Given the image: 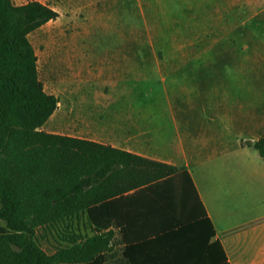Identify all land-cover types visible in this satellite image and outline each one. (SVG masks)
Here are the masks:
<instances>
[{
    "label": "trees",
    "instance_id": "1",
    "mask_svg": "<svg viewBox=\"0 0 264 264\" xmlns=\"http://www.w3.org/2000/svg\"><path fill=\"white\" fill-rule=\"evenodd\" d=\"M59 16L39 0H0V216L11 230L0 233V264H109L117 233L129 264H225L221 251H200L214 230L186 169L43 129L60 100L45 90L29 35ZM249 144L264 158V136ZM81 215L94 234L67 235L72 247L55 255L28 238L37 224Z\"/></svg>",
    "mask_w": 264,
    "mask_h": 264
},
{
    "label": "crops",
    "instance_id": "2",
    "mask_svg": "<svg viewBox=\"0 0 264 264\" xmlns=\"http://www.w3.org/2000/svg\"><path fill=\"white\" fill-rule=\"evenodd\" d=\"M212 5L206 11L216 8ZM222 40L199 39V52L171 59L180 63L174 69L166 64L170 57L147 58L145 75L136 77L131 86L120 85L114 103L94 90L81 93L88 102L73 109H83L89 130L47 132L111 145L186 169L214 230L200 250L202 255L217 250L225 264H264V158L249 144L264 136V89L233 81L232 73L222 74L219 63L226 52L220 47ZM245 52L243 48L235 55L240 63L246 62ZM117 77L120 83L125 80L122 73ZM130 93L135 98L125 103L123 96ZM110 110H115L114 121L100 112ZM80 119L74 113L68 123L76 128ZM53 121L57 126L62 122L60 116Z\"/></svg>",
    "mask_w": 264,
    "mask_h": 264
},
{
    "label": "rangeland",
    "instance_id": "3",
    "mask_svg": "<svg viewBox=\"0 0 264 264\" xmlns=\"http://www.w3.org/2000/svg\"><path fill=\"white\" fill-rule=\"evenodd\" d=\"M29 1L32 0H14L18 5ZM39 1L60 13L57 19L29 35L45 90L60 100L56 115L43 126L45 131L69 134L89 130L82 118L83 109H73L79 103L81 108L88 102L81 99V93L94 90L114 103L119 99L116 91L121 90L120 85L131 86L136 77L145 75L149 62L144 60L151 56L159 60L170 57L166 64L174 69L180 63L170 62L171 59L199 52V39H223L220 47L226 52L219 63L222 74L232 73L233 81L244 80L264 89V0H254L255 3L244 0H228V3L225 0ZM212 4L216 8L206 11L214 7ZM243 48L247 51L246 62L240 63V57L235 55ZM121 73L125 79L122 83L117 77ZM133 97L131 93L124 94L123 100L131 103ZM100 112L103 118L108 114L109 121L115 120V110ZM74 113L81 116L76 128L72 121L68 123ZM58 116L62 121L59 126L53 121ZM155 186L139 190L136 197L129 196L130 204L150 198ZM10 231L7 221L0 216V233ZM93 234L88 217L81 215L69 222L68 227L37 224L31 227L28 238L48 255H55L72 247L67 235L81 241ZM11 246L22 249L16 244ZM122 249L117 233L113 249L107 254L109 264H129L122 257Z\"/></svg>",
    "mask_w": 264,
    "mask_h": 264
}]
</instances>
